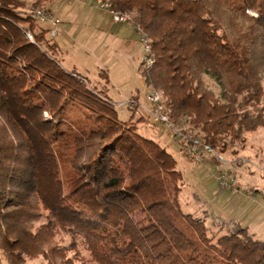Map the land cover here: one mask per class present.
Returning <instances> with one entry per match:
<instances>
[{"label": "trees", "instance_id": "16d2710c", "mask_svg": "<svg viewBox=\"0 0 264 264\" xmlns=\"http://www.w3.org/2000/svg\"><path fill=\"white\" fill-rule=\"evenodd\" d=\"M45 1L28 13L22 0H0L3 264H75L79 245L94 264H264V241L246 228L211 233L204 217L180 209L175 159L137 132L146 117L133 121L130 108L121 119L114 102L61 65L58 44L33 17ZM108 1L149 39L154 63L142 68L143 84L161 91L180 129L225 153L264 128V0Z\"/></svg>", "mask_w": 264, "mask_h": 264}, {"label": "rangeland", "instance_id": "374dc122", "mask_svg": "<svg viewBox=\"0 0 264 264\" xmlns=\"http://www.w3.org/2000/svg\"><path fill=\"white\" fill-rule=\"evenodd\" d=\"M22 1L27 3L26 12L29 13L32 10L30 8V3L34 0ZM67 1L69 0H48L43 3L42 8L46 10L47 13H51L59 22L57 34L53 37L49 32L47 38H55L59 35V32H61V20L59 16L55 15L56 13L53 14L49 9H53L54 5L58 6L57 9H59V6L64 7ZM79 1L97 10L101 14H104V16L107 17L106 19L113 23L107 14L99 11L94 5L88 3L86 0ZM78 19L81 20V18ZM39 25L49 29L46 23ZM75 29L76 28H72V30ZM96 36L98 35L91 31L88 36L90 39L87 41H84L85 37L78 38V36V39L72 40L70 43L71 45L67 46V49H73L70 54L68 53L67 58H69V61L66 59V61H63L62 65L68 70L74 68L79 74L84 76L92 86L115 103L119 117L124 118L128 114L131 115V113L128 110L130 108L123 103L127 102L129 99H136L141 102L144 95L149 92L150 89L142 87L139 82L143 81L140 72L143 68L142 61L144 59V51L140 43L135 39L134 41L137 43V46H139L138 54L140 56V62L139 64L135 63V66H133L131 59H128V55L124 52L127 50L126 45H122L120 42L118 43L113 40L115 38L114 36L108 39L104 34L99 35L100 39H98L95 45V43L91 41L95 39ZM129 48L132 49L130 44ZM102 72H106L110 75L107 84L100 74ZM203 82L216 96H220L221 88L213 78L204 75ZM153 90L161 93V91L157 89ZM67 115L71 120L83 126L86 132L89 130V127L83 122V114L81 112L74 108H69ZM141 116L144 115L136 110L134 118L137 120ZM188 126L187 120L186 123L183 122V124L180 125V127L185 130L188 129ZM156 127L160 129L158 131L165 133L164 135L167 138H165L164 142L179 143L164 125L153 124L148 120L141 121L136 125L137 132L139 130L138 133L145 137L152 138L164 146L163 141L157 140L153 135L152 130ZM234 150L237 151V154L232 153ZM170 151L171 155L176 160L177 170L182 174L178 205L184 213L192 214L197 217H204L206 223L211 225V233L219 231L222 234L226 229L228 232H234L236 227H242L246 228L253 238L264 241V128L246 134L245 144L242 148L236 143L228 148L225 153H221L226 163H218L214 161L211 156L205 155L204 157L212 161L213 165L211 166L210 164L198 163L202 159L193 161L189 159L186 154L185 158H183L176 149L175 151L170 149ZM50 158L54 165V176L59 187L63 191L64 187L61 182L62 177L59 172L57 158L52 152ZM220 171H226L229 177L235 180L239 185L238 190L219 188L216 176ZM196 211L199 213H195ZM204 211L206 213H204ZM215 220L222 221L225 225L223 223L222 225H218ZM231 220L236 224L228 223ZM220 228H222L223 231L219 230ZM56 241L67 244V238L65 237L58 236ZM0 258L2 262L0 263L3 264L4 256L2 252H0ZM26 264H45V262L41 257H38L37 259L28 261ZM75 264H94L82 245L78 246V257Z\"/></svg>", "mask_w": 264, "mask_h": 264}, {"label": "built area", "instance_id": "2783aa9c", "mask_svg": "<svg viewBox=\"0 0 264 264\" xmlns=\"http://www.w3.org/2000/svg\"><path fill=\"white\" fill-rule=\"evenodd\" d=\"M86 1L94 5V7H96L99 11L107 14L113 23H128L133 25L132 16L129 13L113 9L108 0ZM247 14L253 17L256 16V14L252 11H247ZM33 17L38 24H48L51 36L54 37L57 34L59 22L51 13H47L43 9H36L33 12ZM135 34L137 41L140 43L144 51V59L142 61L143 68L149 69L154 63V59L149 56V39L142 33L139 28H136ZM26 36L29 40L32 41V37L29 33H26ZM123 104H125L129 108H135L136 110L140 111L144 115V117H146L147 120L151 123L164 125L182 144L185 154L189 159L195 161L202 159L205 155H208L218 163H226L220 152L215 150L210 145L203 143L201 140L194 137L191 133H187L184 130L180 129L174 123L171 117V109L166 106L164 98L160 92L149 89V92L144 95V98L141 102L137 101L136 99H129ZM216 181L220 189L238 190L239 188V185L235 182V180L229 177L226 171H220L216 176ZM215 222L218 225H222V223L225 225V223L222 221L215 220Z\"/></svg>", "mask_w": 264, "mask_h": 264}, {"label": "crops", "instance_id": "0c3cea01", "mask_svg": "<svg viewBox=\"0 0 264 264\" xmlns=\"http://www.w3.org/2000/svg\"><path fill=\"white\" fill-rule=\"evenodd\" d=\"M57 8H58V6L54 5L53 9H51V10L49 9V11H51L53 14L56 13L55 15L59 16V19L61 20V32H59V35L54 38L56 43L58 44V46L60 48L61 65H62L63 61H66V59H67V61H69L68 60L69 58H67V56H68V53L70 54V52L73 49H70V48L67 49V46L71 45L70 44L71 41L74 39H78L79 37L80 38L85 37L84 41H87L88 39H90L88 36L91 33V31L98 35L95 37V39H93L91 41V42L95 43V45L97 44L98 39H100L99 35L104 34L106 37H108V39L113 38L111 36H114L115 38L113 40L117 41L118 43L120 42V44H122V45L123 44L126 45L127 50H125V51L123 50V51L128 55L127 58L131 59L133 66H135V63L139 64V62H140V56L138 54L139 53L138 52L139 46H137V43L134 41L137 38H136L134 28L131 24H128V23L113 24L110 21H108V19H106L107 17H105L104 14H101L97 10H94L91 7L86 6L85 4L81 3L79 0H69V1H67L66 5L64 7L59 6V9H57ZM78 18H81V20H79ZM80 23H82V24H80ZM72 28H76V29L72 30ZM77 36H78V38H77ZM106 37H105V39H106ZM129 44H130V46H132V49L129 48ZM70 70H74L75 72H77L74 68H72ZM106 75H107L108 82H109V79H110L109 76L110 75L108 73H106ZM139 82H140L142 87H145L143 84V81H139ZM129 117H130V115L128 114L127 116H125L124 118H121V119L128 120ZM135 120L136 119L134 118L133 121H135ZM138 129H139V127H138ZM158 130H160V129H158L157 127L154 128V130H152L153 135L157 140L163 141V144H164L163 147L168 151V153L171 152L170 149H172L173 151H175V149H176L178 151V153L181 154L183 158H185L184 148H183L182 144L180 142L176 143L173 141H172L173 143L168 142V141L164 142L165 138H167V137L164 135L165 134L164 132H160ZM138 132H139V130H138ZM149 137H151V136H149ZM146 138H148V137H146ZM160 138H162V139H160ZM149 139H152V138H149ZM154 141H156V140H154ZM156 142H158V141H156ZM198 163L210 164L211 166L213 165L212 161L210 159H208L207 157H203L202 160ZM189 165H191V164H189ZM195 213H199V212L196 211ZM204 213H206V212L204 211ZM228 223L236 224L233 222V220H231Z\"/></svg>", "mask_w": 264, "mask_h": 264}]
</instances>
